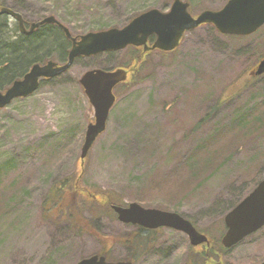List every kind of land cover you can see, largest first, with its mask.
<instances>
[{
	"label": "rangeland",
	"instance_id": "obj_1",
	"mask_svg": "<svg viewBox=\"0 0 264 264\" xmlns=\"http://www.w3.org/2000/svg\"><path fill=\"white\" fill-rule=\"evenodd\" d=\"M191 1L196 16L229 0ZM173 2L0 0V6L28 25L55 17L82 36L123 28L152 9L168 12ZM130 55L79 58L64 75L0 110V264H77L94 255L186 264L189 240L181 233L148 235L117 217L94 219L87 212L90 232L80 233L55 207L47 213L52 188L71 179L77 184L81 172L79 185L115 192L126 204L179 213L215 244L226 233L227 214L264 180V76L251 77L264 58V27L233 38L203 26L187 33L174 53L146 57L136 77L116 88L107 129L82 166L94 116L79 80L90 70L128 67ZM199 149L191 178L187 163ZM262 261L264 228L222 257V264Z\"/></svg>",
	"mask_w": 264,
	"mask_h": 264
},
{
	"label": "water",
	"instance_id": "obj_2",
	"mask_svg": "<svg viewBox=\"0 0 264 264\" xmlns=\"http://www.w3.org/2000/svg\"><path fill=\"white\" fill-rule=\"evenodd\" d=\"M189 7V3L175 0L169 12L152 9L135 17L123 28L91 32L79 37L78 41L77 37H73L69 29L59 23L55 17L51 16L41 22L33 23L28 34L46 24H57L62 27L67 38L73 42L68 61L63 65L54 61L44 65L35 64L22 80L16 81L4 93L0 92V110L7 108L15 100L26 99L35 94L43 80H51L67 73L79 58L123 51L129 46L143 48L145 52L160 51L170 54L179 49L187 33L204 25L214 27L223 36L234 37H249L264 26V0H229L220 10H205L196 16L189 12ZM3 15L17 20L21 31L25 33L24 20L20 14L11 9L2 8L0 16ZM154 35L157 40L149 46V37ZM130 69L131 71L125 68L94 69L86 72L80 80L94 116V121L87 126L81 148L79 162L82 166L98 138L107 129L110 112L117 102L116 88L127 83L129 76L136 72L137 66ZM251 75L254 77L264 75V59L251 72ZM81 173L77 183L81 181ZM112 210L118 220L124 224L149 230L173 229L187 235L193 246L208 242L207 236L198 232L192 222L179 213L144 208L137 203H131L128 206L114 205ZM225 225L227 231L222 238V245L226 249L233 248L245 238L264 228V180L227 214ZM77 264L134 263L132 261L108 262L104 256L94 255Z\"/></svg>",
	"mask_w": 264,
	"mask_h": 264
},
{
	"label": "trees",
	"instance_id": "obj_3",
	"mask_svg": "<svg viewBox=\"0 0 264 264\" xmlns=\"http://www.w3.org/2000/svg\"><path fill=\"white\" fill-rule=\"evenodd\" d=\"M68 45L64 34L49 26H42L37 34L30 39L23 37L13 41L10 33L1 26L0 22V92H3L15 80L20 79L33 65L44 64L48 59H53L54 55L67 61ZM202 154V149L197 150L191 158L192 162L187 163L189 167L186 169L191 170V178L196 176L199 169L198 156ZM70 182L52 188L51 194L46 200L47 209L45 211L49 213V207H55L57 213L62 217L65 216L71 227L80 233L88 231L86 228L88 223L83 218L84 212L89 213L94 219L114 218L117 216L112 210V206H127L115 192L88 188L79 185V183L75 184L73 179ZM175 191H179V189H175ZM69 195H71L70 198ZM140 231L145 234L144 230ZM127 241L131 246L135 242L134 238ZM215 246L216 250L220 249L221 242H217ZM103 256L108 258L106 255Z\"/></svg>",
	"mask_w": 264,
	"mask_h": 264
},
{
	"label": "flooded vegetation",
	"instance_id": "obj_4",
	"mask_svg": "<svg viewBox=\"0 0 264 264\" xmlns=\"http://www.w3.org/2000/svg\"><path fill=\"white\" fill-rule=\"evenodd\" d=\"M175 1V0H174ZM184 2H187L189 3L190 7H189V11L190 13L192 14V3L189 1V0H183ZM174 3V2H173ZM4 6H0V9H2ZM172 7V6H171ZM170 7V9H171ZM169 9V11H170ZM168 11V12H169ZM17 13V12H16ZM19 14V13H18ZM21 15V14H20ZM193 15V14H192ZM194 16V15H193ZM21 17L23 18V16L21 15ZM8 19H11L13 20V24L8 20ZM24 20V18H23ZM0 22H1V26L7 30L9 33H10V36L12 37V40L15 39H20V38H25V39H30L32 38L35 34H37L38 30L42 27H39L37 28L34 32L32 33H29L28 32L30 31V27L32 24L28 25L27 22L24 20V30H25V33L21 31L20 29V26H19V23L17 22V20L9 17V16H6V15H3V16H0ZM131 22V21H130ZM129 22V23H130ZM128 23V24H129ZM45 26H49V27H53L55 29H57L58 31L62 32L64 34V36L67 38L65 32L63 31L62 27L60 25H57V24H50V25H43V27ZM11 29V30H10ZM10 30V31H9ZM77 37V41L79 40V37L80 36H75ZM185 38V37H184ZM68 46H69V49H68V55L67 57H69V52L72 48V45H73V42L72 40L68 39ZM157 40V37L154 35V36H151L149 37V46H151L152 44H154ZM184 40V39H183ZM183 42V41H182ZM182 44V43H181ZM126 51L130 52V64L128 67H120V68H125V69H128L131 71V67L133 66H137V69H136V73L138 72V70L140 69L141 65L143 66V63L146 61V57H148L149 55H152V54H155L156 52L162 56L164 55H167L166 53H163V52H160V51H153V52H145L143 48H135V47H132V46H129L125 49ZM263 59V58H262ZM262 59L259 60V63L262 61ZM52 61V59H48L46 61V63L48 61ZM67 61H68V58H67ZM67 61H63L61 59H59V61L57 62L58 64H65ZM258 63V64H259ZM128 65V64H127ZM32 68V67H31ZM30 68V69H31ZM30 69L28 70L27 73H29ZM112 70H115V69H112ZM25 73L20 79L18 80H15L8 88H6L5 90H3V93L5 91H7L16 81H20L22 80L25 75L27 74ZM252 78H256L254 76H251ZM81 80V78H80ZM79 80V82H80ZM80 86L82 88V85L80 83ZM83 89V88H82ZM195 226V224H193ZM196 227V226H195ZM138 230H144L145 234H148V235H152L154 233H157L159 232L160 230H165L166 228H160L158 230H149V229H145V228H142V227H137ZM197 231H199L200 233L206 235L208 237V242L206 243H202L198 246H193L190 242V239L187 235L179 232V231H176V230H173V229H167V230H172L174 232H178V233H181L183 234L184 236H186L189 240V252H187V259H186V264H222V257L226 254L227 251H230L232 250L233 248H235L236 246L242 244L246 239L252 237L253 235L245 238L243 241H241L238 245L234 246L233 248H230V249H226L223 245H222V239H221V246H220V249H217L216 250V246H215V242L214 240L209 237L207 234H205L204 232L200 231L197 227H196ZM263 229V228H262ZM261 229V230H262ZM227 230V229H226ZM259 230V231H261ZM258 231V232H259ZM257 233V232H256ZM255 233V234H256ZM129 261H132L134 264L136 263L135 262V259L134 258H130ZM264 261L260 262L259 264H262Z\"/></svg>",
	"mask_w": 264,
	"mask_h": 264
}]
</instances>
